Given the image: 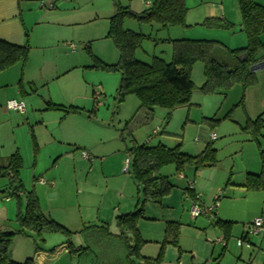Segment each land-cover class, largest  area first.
<instances>
[{
    "label": "rangeland",
    "instance_id": "obj_1",
    "mask_svg": "<svg viewBox=\"0 0 264 264\" xmlns=\"http://www.w3.org/2000/svg\"><path fill=\"white\" fill-rule=\"evenodd\" d=\"M153 1L116 0L120 7L136 13L144 11ZM48 2L49 0L34 1L38 8ZM116 2L59 0L56 10H49L47 7L46 10L43 9L47 13L59 12L60 16L58 21L48 19L31 33V50L24 75L34 83L35 92L26 96L23 101L26 106L25 114L9 112L12 126L0 118V156L7 159L16 150L19 151L23 158L20 177L25 191L36 194L45 216L73 232L71 242L75 243V248L89 249L80 254L58 253L61 242L57 240L64 238L67 241L68 238L59 234H45L38 238L35 233L27 231L28 236L19 235L14 238L12 259L24 262L34 256L38 247L55 251L53 264L136 262L134 257L128 258L125 242L107 235L97 227L108 224L110 230L115 229L114 208L119 209L121 205L118 204L122 203L124 206L132 196L135 199L137 195L131 172L126 170V159L131 156L129 149L133 144L155 146L163 142L171 148L181 143L182 151L191 156L200 155L210 144L217 150V163L213 167L200 168L195 178V167L190 165L182 172H177L174 165H167L160 170V175L167 177L174 188L163 199L162 204L148 202L144 206L147 218L141 220L138 227L143 239L149 242L144 244L142 255L156 259L167 222L176 220L182 224L179 237L181 253L176 247L167 246L162 264H264V234L250 236L251 249L238 245L241 234L257 219H253L255 214L260 212L262 217L258 218L264 221V207L261 200H253L252 193H244L240 187L232 186L244 181L246 171L253 166L252 162L258 159L264 163V137H260L262 143L259 147L243 130L247 121L253 120L246 112L248 101L252 116H257V112L264 110L257 104L262 92H257V101L253 103L248 99V91L255 86L248 89L242 105L239 104L244 91L242 92L243 87L239 84L234 85L226 97L221 94H204L200 90L205 82L204 65L197 63L191 73L196 89L190 105L176 109L169 122L167 111L157 108L153 120L135 129L129 138L122 130L126 122L135 116L141 103L136 96H129L120 102V73L93 68L92 58V55L96 56L106 64H116L120 59L119 50L107 38L110 18L117 12ZM186 5L189 10L186 23L190 28L160 29L157 24L139 23L132 18L124 20L125 29L152 35V39L145 40L137 50L138 60L150 63L157 56L167 62L171 61L173 45L163 40L181 38L182 34L188 33L194 36L188 38L190 40L217 41L228 50L242 48V39H245L244 46H247V36L241 32L238 24H231L230 29L202 26L210 16L206 14L219 12L222 0H186ZM226 6L229 7V4L226 3ZM228 50L218 53L217 58L230 62L232 58ZM68 71L70 72L64 74ZM259 89L262 91L261 86ZM48 97L56 102L68 103L73 100L81 106H88L87 111L95 109L90 120L84 118L85 123H80L79 118L74 121L78 140L93 147L94 153L83 145L78 148L54 142L51 137H56L59 125L56 126L55 121L59 111L43 110V100ZM42 120L46 123H42ZM61 127L62 130L66 129L65 125ZM158 128L161 134L155 136L153 131ZM32 133L38 144L37 149L30 136ZM213 133L218 137L215 141L210 140V134ZM59 152L63 155L57 159ZM83 152L90 154L92 160H84ZM104 158L114 161L115 172H109L112 175L109 180L105 179L108 173L103 175L99 168ZM92 169L99 170V174L93 173ZM181 175L187 176V180L181 181ZM229 178L231 181L226 186ZM126 183L128 184L124 188ZM189 183H193L196 194L201 196L200 203L205 208L212 207L217 200L215 217L192 219L193 203L187 202L183 195V189L186 186L188 188ZM7 189L8 181L0 179V230L16 232L19 230L17 215L19 210L25 211L26 199L25 195H20V198L9 196L5 192ZM121 193L124 196L122 198L118 195ZM54 194L57 196L51 197ZM215 218L237 222L228 242H219L224 235L213 225Z\"/></svg>",
    "mask_w": 264,
    "mask_h": 264
},
{
    "label": "trees",
    "instance_id": "obj_2",
    "mask_svg": "<svg viewBox=\"0 0 264 264\" xmlns=\"http://www.w3.org/2000/svg\"><path fill=\"white\" fill-rule=\"evenodd\" d=\"M114 1L116 2V0ZM237 1L242 30L248 40L245 48L228 50L221 43L210 40H167L173 45L171 61L167 62L160 57H154L150 63L142 62L136 58L137 50L142 47L145 40L150 39V36L125 29L124 20L132 18L139 23L157 24L160 29L185 28L188 27L186 22L189 11L186 0H154L141 13L120 7L116 2L117 12L110 18L107 38L111 39L119 50L120 59L116 64H106L96 56L92 55V58L93 68L120 73L121 83L118 89L120 102L129 96H136L141 103L135 116L126 122L122 130L129 138L132 137L135 129L153 120L157 108L167 111L169 122L176 109L190 105L192 94L196 89L191 79V73L197 63L204 65L205 82L200 88L201 92L204 94H225L234 85L239 84L244 91L239 105L244 103L246 91L258 84V78L255 73L251 72V67L264 59V41L262 39L264 36V6L256 3L255 0ZM202 26L230 29L232 25L216 18H208L202 23ZM26 38L27 42L24 46L0 39V74L18 65L22 70L24 69L30 53L29 34L27 33ZM223 50L229 51L232 58L231 63L217 58V54ZM88 53L91 54L90 51ZM18 87L23 93L22 80L19 81ZM49 109L62 111L66 114L84 112L83 109L66 108L54 104H50ZM89 114H95V109ZM210 121L216 120L211 119ZM243 130L260 147V137H264V114L255 120H248ZM33 142L37 149L38 145L34 137ZM181 147V143L173 148L161 143L155 146L133 144L129 149L131 174L140 188V201L135 212L116 218L118 237L126 243L128 258L134 257L144 264H162L167 246H174L181 253L179 246L180 223H167L164 240L156 259H149L142 255L141 251L146 242L142 239L137 228L138 222L145 218V204L148 202L162 204L163 199L174 188L168 178L160 175L159 172L163 167L174 165L177 172H182L186 166L190 165L194 166L197 172L200 168L213 167L217 163V150L210 144L198 156L182 152ZM22 169L23 158L19 152H15L7 159L0 156V179L8 181V189L5 192L7 191L9 196L17 198H20V195H25L26 199L25 211L19 210L17 215L19 230L16 232L0 230V264H35L32 257L27 258L24 262H17L11 257L14 238L19 235L28 236L27 231L35 233L38 238H42L45 234L63 235L68 238L67 244L72 249L71 251H74L71 243L73 232L42 213L36 194L33 191H25L20 177ZM243 188L248 192L264 191V164L259 174L247 175ZM186 190L191 197H194L193 192L188 188ZM233 225L232 222L219 219L215 221V226L222 231L226 242L232 236ZM97 228L107 235H111L109 227ZM128 234H131L130 238L127 237ZM241 239L247 240L245 235ZM42 241L45 240L42 239ZM226 247L227 243L224 251ZM36 250L38 251L39 248L36 247ZM130 264H136V262L131 261Z\"/></svg>",
    "mask_w": 264,
    "mask_h": 264
},
{
    "label": "crops",
    "instance_id": "obj_3",
    "mask_svg": "<svg viewBox=\"0 0 264 264\" xmlns=\"http://www.w3.org/2000/svg\"><path fill=\"white\" fill-rule=\"evenodd\" d=\"M34 1H36V0H0V39L1 40L7 41V42L15 44V45L24 46L26 44V42H27L26 33L29 34L28 42L30 43V39L32 38V34L31 33L35 32L37 26H39V25H41L43 23H46V21H49L48 19H50V18H52L55 21H58L59 16H60L59 12H55V13L44 12L43 9L46 10V8H42V7L38 8L37 5L34 3ZM37 1H40V0H37ZM41 1H44V0H41ZM71 1H74V0H71ZM57 2L55 1L56 4H55V7H54L53 11L57 9ZM66 2H68V1H66ZM255 2L260 4V5H262V6H264V0H255ZM51 3H54V0H49L47 5H49ZM222 3H223V5L221 6V8L218 9L219 12L206 14V15H210L208 18H210V17H213V18L214 17L215 18L219 17L220 20H222V21H224L226 23L238 24L240 29H241V32H243L238 1L237 0H222ZM226 3L229 4V7L226 6ZM72 4H73V2H72ZM150 4L151 3H149L146 7L148 8L150 6ZM34 17H36V19ZM187 28H190V26L188 25ZM149 36H150V39H152V35L150 34ZM190 37H194V36L192 34L188 33V34H182L181 38L178 37V38H172V39L173 40H179V39H188ZM172 39H169V40H172ZM262 39L264 41V36L262 37ZM244 40L242 39V42H241L242 44L240 43L242 45V48L246 47V46H244V45H246V42L244 43ZM163 41L165 43H167L166 42L167 39L163 40ZM29 47H30V50H31L30 44H29ZM70 48L73 51H75V49H73L71 46H70ZM238 49H241V48H238ZM263 56H264V53H263ZM154 57H157V56H154ZM263 61H264V59L260 60L258 63L263 62ZM26 67H27V64L24 67V69L22 70V68L19 65L18 66H14L11 69H9V70H7V71H5V72L0 74V118L2 119V121L4 123H8V125H10V126H12V125L9 122V118H11L10 115H9L10 114L9 112L23 115V114L26 113V106H25L24 113H17V112L11 111V110H7L6 105H7L8 101H11V100H22V101H24L26 96H30V94L35 92V88L33 87L34 83L31 82L30 80H27L26 75H24V71H25ZM70 71L64 72V74L69 73ZM255 74H256V76L258 78V84L254 88H252V89H250L248 91V99L251 100L253 103H256V101H257L256 100V95L258 94L257 92H260V93L262 92V94L259 95V101H258L257 104H259L261 106V108L264 109V69H261V70L255 72ZM20 80L23 81V89H24L23 93L20 91V89L18 87V84H19ZM24 82H26V83L24 84ZM260 86L262 88V91L259 89ZM257 90H259V91H257ZM234 92H237V91H234ZM242 92H243V90H242ZM92 93L94 94L93 91H92ZM221 95H223V97H226L227 93L221 94ZM43 101H44V106H43V110L44 111H52V110L49 109V105L50 104L64 106L66 108L75 107V108H79V109H83L84 110V112H81L79 114H66V113H64L62 111H59V114L57 115L58 117H57V119L55 121L56 122L55 123L56 126L59 125L56 128L57 129L56 137L53 136L51 138L54 140L55 143H59V144L60 143H62V144L65 143V144H67L69 146H76L78 148H79V146L83 145L84 148L89 149L90 152L94 153L93 152V149H94L93 147L89 146L86 143H81L78 140L79 136L76 133L77 128L74 127V121L77 120L78 118L82 120V121L79 120L80 123H85L84 120H86V119H84V118H87L89 120L91 119V116L89 114V112L91 110L87 111V107L88 106H81V105L77 104L73 100L69 101L68 103L63 102V101L62 102H56L51 97H48V98H46ZM85 105H87V104H85ZM247 105H248V111H246V112H248L247 114H249L248 116H249L250 119L254 120V119L258 118L260 115L264 114V110H263V111L257 112L258 113V114H256L257 116H252V114H250V112H249V105H250L249 101L247 102ZM42 123H46V122H44L42 120ZM61 125H65L66 129L65 130L60 129ZM67 126H70V127H67ZM159 134H161V131L159 132ZM158 135H155V136H158ZM211 135L212 134H210V140L211 141H215V140L218 139L217 136H216V139H212ZM30 136H31V138L34 137V139H35V136L33 135V133ZM35 141H36V139H35ZM159 143L165 145L163 142H159ZM165 146H167V145H165ZM15 152H19V151L16 150ZM182 152H184V151H182ZM59 153L60 154H59L57 159H60V157H62V155H63L61 152H59ZM184 153H186V152H184ZM186 154H188V153H186ZM129 157H130V160H131V156H129ZM113 162L114 161L112 159L108 161V160H105V158H104V159H102V162L99 165L100 171H101V173L103 175L108 173V176H105L106 180H109V178L112 176V175L109 174V172L110 173L111 172L112 173L115 172L114 171L115 168H114ZM263 164L264 163L260 162L258 159L255 160L254 162H252L253 166H250V167H252L251 169H253V170H251V169L249 170L248 169L246 171V175L245 176L247 177L248 174H259L261 169H262ZM258 169H259V172H257ZM92 171L95 174H99V172H100L97 169L96 170L92 169ZM128 171L131 172L130 165L128 167L127 172ZM193 174H194V178H195V175H196V171L195 170H194ZM130 176H131V179L133 180L137 195H136L135 199L132 196V198L129 199L130 201L124 203V206H122V203L120 202L121 204H118V205H121L119 207V209L118 208H114L115 209V211H114L115 212V216H114L115 225L113 227L115 229H113V230L109 229L110 234L112 236H115L116 238L120 239L123 242H125V241L122 240L120 237H118L119 230H118L117 225H116V218L119 217V216H122V215H126V214H130V213L135 212L137 210L138 203L140 201V194H139L140 188L137 185V183H136V181H135V179H134V177H133V175L131 173H130ZM114 177L115 176L113 175V178ZM246 177L244 178L243 182L238 183L236 185L232 184V186L233 187H240L241 189H243L244 193H252L253 195H251V196H253V200H261V204L264 207V191H262V192H248L247 190H245L243 188V186H244ZM179 178H180L181 181L187 180V176L181 175V176H179ZM230 181H231V178L228 179V181L226 183V186H228ZM127 184L128 183L125 184L124 188H126ZM41 185L53 187L52 185H49L47 183L46 184H41ZM186 189H187V186L183 189V195L185 196V200H187V202L189 201L191 204L192 203L194 204V201L190 200L188 198V194H190V193H188V191ZM194 191L196 193L195 188H194ZM49 193H52V192L49 191ZM118 195L120 196V198L124 197L123 193L118 194ZM56 196H57L56 194L51 195V197H56ZM199 197H200V202H201V196H199ZM149 203H151V202H149ZM153 204H155V203H153ZM116 209H118V210L116 211ZM215 211H214V217L216 216ZM258 217H262V216H260V212L255 214L253 216V219L258 218ZM146 218L147 217H145L144 219H146ZM218 219L219 218H215L214 219L213 225H215V221L218 220ZM194 220H196V219H194ZM219 220H222V219H219ZM222 221L232 222V223H234V225L237 224L236 221H232V220H222ZM139 222H138V225H139ZM169 222H178V221L175 220V221H169ZM178 223H180V222H178ZM104 225L108 226V224H104ZM181 226H182V224H181ZM137 228H138V231L140 232L138 226H137ZM165 230H166V226H165ZM232 230H233V228H232ZM164 234H165V232H164ZM140 235H141V232H140ZM243 235H245V233H242L241 237ZM127 237L130 238L131 234H128ZM141 237H142V235H141ZM142 239H143V237H142ZM57 241L61 242L60 251L58 253H61V252L67 253L68 252L69 254L72 255V254H75V252H77L78 254H80L82 251H84V249H87V250L89 249V248H83V247L75 248V245H74L75 243L71 242L73 247H74V251L72 252L71 251L72 249H70L69 244H67L68 240L66 241V239L64 240V238H62L61 240L59 239ZM144 241L146 243L149 242L148 240H144ZM54 243L55 242H52V244H54ZM131 244H133V241H131ZM125 248H127L126 245H125ZM48 249H50V248H48ZM79 249H83V250H79ZM87 250H85V251H87ZM53 253H55V251H53V250L50 252V251L45 250V249H39L38 251L35 252V254H34V256L32 258H34L35 264H53V262L55 261V259L53 258ZM74 256H77V255H74ZM149 259H154V258H149ZM132 261H134V260H132ZM136 264H144V263L137 260Z\"/></svg>",
    "mask_w": 264,
    "mask_h": 264
},
{
    "label": "built area",
    "instance_id": "obj_4",
    "mask_svg": "<svg viewBox=\"0 0 264 264\" xmlns=\"http://www.w3.org/2000/svg\"><path fill=\"white\" fill-rule=\"evenodd\" d=\"M55 1L58 0H54V3L49 4L48 6H46L45 4H42L43 8H48L49 10H53L55 7ZM7 110H11L17 113H24L25 111V103L22 100H11L8 101L7 105H6ZM160 132V129L158 128L157 130L153 131V134L157 135ZM212 139H216V134H212L211 135ZM82 158L84 160H88L91 161L92 157L90 154L83 152L82 154ZM130 157L127 158L126 160V170H128V167L130 165ZM41 183H44V181H41ZM188 189L194 193V197H191V195L188 197L190 200L194 201L193 204V208L191 210V216L193 219H197L199 217L202 216H214V211L217 208V200L215 201V204L212 207L209 208H205L204 206H202V204L200 203V197L198 194L195 193L194 191V185L193 183H189V187ZM218 199H220V196L218 197ZM7 201H9V198H7ZM264 234V221L262 220V218H257L253 223H251L248 227H247V231L245 232V236L247 240L244 239H240L238 242V245L240 247H246V248H251V243H250V236H259ZM219 242H225L224 238L219 240Z\"/></svg>",
    "mask_w": 264,
    "mask_h": 264
},
{
    "label": "water",
    "instance_id": "obj_5",
    "mask_svg": "<svg viewBox=\"0 0 264 264\" xmlns=\"http://www.w3.org/2000/svg\"><path fill=\"white\" fill-rule=\"evenodd\" d=\"M261 69H264V61L253 65L251 67V72L255 73Z\"/></svg>",
    "mask_w": 264,
    "mask_h": 264
}]
</instances>
